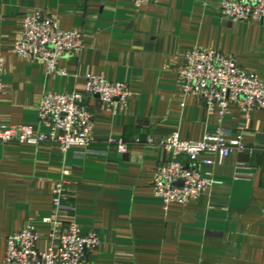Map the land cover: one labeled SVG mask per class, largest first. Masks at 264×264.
Instances as JSON below:
<instances>
[{
	"label": "crops",
	"instance_id": "0c3cea01",
	"mask_svg": "<svg viewBox=\"0 0 264 264\" xmlns=\"http://www.w3.org/2000/svg\"><path fill=\"white\" fill-rule=\"evenodd\" d=\"M219 3L0 0V125L38 128L43 95L82 92L88 74L102 73L131 91L115 113L100 107L96 96L88 98L95 142L87 150L62 152L49 141L0 142V264L6 237L27 223L35 226L37 248H47L49 224L43 218L54 214L58 180L65 186L60 218L98 237L87 264H264V109L246 116L230 107L223 126L229 137L241 135L245 149L221 163L213 153L199 155L200 172L220 183L196 201L165 205L151 189L154 170L170 159L159 139L177 132L199 140L217 127L215 113L178 91L176 71L185 51L216 49L264 80V16L231 21ZM30 10L47 13L62 30L82 29V51L60 61L67 75L47 74L43 63L14 53ZM110 137L122 138L127 151L119 153Z\"/></svg>",
	"mask_w": 264,
	"mask_h": 264
},
{
	"label": "built area",
	"instance_id": "2783aa9c",
	"mask_svg": "<svg viewBox=\"0 0 264 264\" xmlns=\"http://www.w3.org/2000/svg\"><path fill=\"white\" fill-rule=\"evenodd\" d=\"M130 1L140 5L156 0ZM219 10L231 21L261 19L264 0H220ZM83 48L82 29L62 30L50 15L40 10H30L23 15L19 36L13 44L17 56L43 63L46 73L53 75H67L66 68L60 65L61 59L78 55ZM182 59L176 71L179 93L183 98L199 100L206 113H215L217 127L199 140L183 139L177 132L158 140L157 144L170 153V159L154 170L151 189L165 205L194 202L203 191L220 183L215 177L200 172V154L213 153L221 163L234 151L245 149L241 135L231 138L223 126L232 105L246 116L254 109H264V80L238 66L231 55L196 46L185 51ZM3 72L0 52V94ZM130 95L127 83L109 81L102 73L88 74L82 92L43 95L38 106V128L0 125V142L37 145L49 141L56 143L62 152L70 148L87 150L95 142L88 98L96 96L100 107L115 113L126 106ZM42 126L49 130L41 131ZM108 142L119 153L127 151L122 138L110 137ZM52 193L54 214L43 218L49 224L47 248H37L35 226L27 223L20 231L6 237L5 264H87L86 255L98 245V237L94 231L83 232L74 220L64 222L58 215L65 197L63 180L54 183Z\"/></svg>",
	"mask_w": 264,
	"mask_h": 264
},
{
	"label": "water",
	"instance_id": "95a60500",
	"mask_svg": "<svg viewBox=\"0 0 264 264\" xmlns=\"http://www.w3.org/2000/svg\"><path fill=\"white\" fill-rule=\"evenodd\" d=\"M179 184H181V182H179Z\"/></svg>",
	"mask_w": 264,
	"mask_h": 264
}]
</instances>
